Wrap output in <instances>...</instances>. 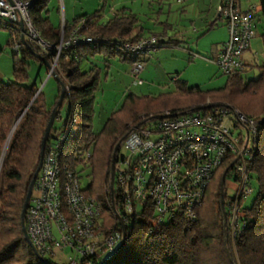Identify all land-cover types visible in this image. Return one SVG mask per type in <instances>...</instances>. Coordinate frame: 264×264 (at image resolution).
<instances>
[{
	"label": "trees",
	"instance_id": "obj_1",
	"mask_svg": "<svg viewBox=\"0 0 264 264\" xmlns=\"http://www.w3.org/2000/svg\"><path fill=\"white\" fill-rule=\"evenodd\" d=\"M48 3L49 0H36L30 6L29 14L40 36L56 45L60 39L61 25H54L49 19ZM259 6L257 14L253 8L251 12L253 19L258 17L263 23L261 36L264 45V0H259ZM80 19L86 21L88 34L119 37L129 41L144 37V28L138 18L124 8L115 11L104 22L100 21L101 9L76 16L71 22L64 20V29H67L69 23H76ZM7 27L11 32L6 45L17 43L19 51L11 50L12 80L0 81V264H42L24 238L21 213L29 184L39 163L41 142L59 99L60 81L64 85L70 84V89L58 104L55 122L59 120V109L66 101L69 102V109L64 123L73 115L76 118L75 133L63 145L62 159L70 169L80 164L81 171L84 168L90 170L91 182L84 191L102 205V217L110 229H116L118 224L115 211L118 216L120 213L118 195L115 192L111 199L109 191L112 155L131 127L148 126V120L165 112L177 115L195 111L201 106L207 110L213 107L230 108L245 117L256 119L259 136L249 170L251 177L256 178L257 192L249 208H244L243 204L241 206L244 228L234 240L233 246L230 242L229 249L234 264H264V61L258 66L257 78L246 79L243 76L245 65L243 71L225 75L224 85L216 89L189 86L186 80L175 74L172 77L175 87L173 91L140 95L128 93L102 130L93 133L94 93L99 87V69L92 66L88 71H81L80 60L94 54L118 55L130 62L135 59L117 54L110 46L103 44H82L78 48V59L59 58L58 66L65 77L60 75L58 69L54 70L58 90L54 102L49 105L37 85L26 86L25 82L28 79L29 59L40 62L43 57L50 63V58L41 54L39 48L25 37V41H22L20 29L10 25ZM152 35L160 39L158 35ZM159 42L162 46L166 44L162 39ZM47 70L48 67L45 74ZM55 122L48 141L55 139L63 129L64 123L55 128ZM119 152L120 149L116 160ZM86 153H90L87 161ZM235 158L229 155L216 171L194 221L176 219L155 227L152 210L149 208L137 219L134 216L127 227L123 249L107 264H231L224 242L220 184L223 174L235 162ZM228 199L224 186V207ZM44 260L52 264L47 258ZM81 264L88 263L82 261Z\"/></svg>",
	"mask_w": 264,
	"mask_h": 264
},
{
	"label": "built area",
	"instance_id": "obj_2",
	"mask_svg": "<svg viewBox=\"0 0 264 264\" xmlns=\"http://www.w3.org/2000/svg\"><path fill=\"white\" fill-rule=\"evenodd\" d=\"M35 1L0 0V22L20 30L22 22V35L50 58L47 76L58 69L64 78L59 58L78 59L82 44H103L117 54L134 58L131 72L138 79L144 67L143 56L162 46L154 35L129 41L88 34L84 19L69 23L66 30L63 22L59 42L50 44L40 36L29 14ZM251 11L240 9L238 0H220L217 6L228 36L217 55L208 60L224 75L245 69L242 55L256 36ZM12 48L18 52L19 44L13 43ZM69 89L70 84H65V92ZM161 116L149 121L148 126L131 127L121 142L113 185L120 204L116 229L106 226L102 205L82 188L80 164L70 169L62 159L63 145L75 133V115L67 119L55 139L46 143L25 217L27 234L41 258L53 256L56 250H69L74 257L68 264H99L118 252L134 216L137 219L149 208L155 227L176 219L194 221L216 171L229 155L236 160L227 176L237 188L226 202L225 214L234 243L244 228L241 206L253 193L249 164L259 136L258 121L225 107L187 112L179 117L169 112ZM89 157L90 153H86L85 160Z\"/></svg>",
	"mask_w": 264,
	"mask_h": 264
},
{
	"label": "rangeland",
	"instance_id": "obj_3",
	"mask_svg": "<svg viewBox=\"0 0 264 264\" xmlns=\"http://www.w3.org/2000/svg\"><path fill=\"white\" fill-rule=\"evenodd\" d=\"M209 3V2H208ZM76 5V14L81 15L101 9L102 20L109 19L114 11L125 8L129 12H134L140 20V24L145 31H162L164 23L173 25L169 29L172 34L178 31L184 35L185 43L181 47L161 46L156 51L143 56L145 68L142 69L138 79L132 75V63L119 57L104 56L95 54L83 57L79 66L86 70L94 64L99 69V87L94 93V118L92 121L93 133H99L110 115L118 110L124 96L129 92L135 94H159L170 92L174 89L171 76L176 72L180 73L181 78L188 81L189 86H199L202 89H215L223 86L226 76L210 60L209 50L206 46L210 45L208 37H202L201 33L207 28L209 21L213 20L217 12L215 8L208 11V6H203L202 0H49L47 10L48 17L54 25H61L65 18L64 8H71ZM259 12V10H257ZM254 11V13H257ZM218 20V24L222 21ZM256 25V41L258 46L252 50L254 62L252 66L247 65L242 73L246 79H255L259 75V68L264 61L263 45V23L258 17L254 19ZM8 23L0 22V81L9 82L12 80V45H6L10 34ZM198 28V35L195 36L191 31L192 27ZM216 33V32H215ZM254 40V41H255ZM253 41V42H254ZM187 49H186V48ZM190 53L198 54L191 58ZM217 54H214L215 57ZM28 79L26 86L37 85L45 94L47 102L51 105L57 95L58 83L54 75L45 74L46 65L43 61L36 62L29 59ZM69 102L66 101L59 109V120L55 122V128L60 127L67 116ZM121 154L126 153L121 150ZM80 182L84 190L91 182L90 170L79 168ZM251 185L253 194L243 203L244 208H249L256 196L257 182L253 176ZM237 188L236 183L230 177L226 178V195L232 198ZM225 209V207H224ZM225 211V210H224ZM228 232V226H227ZM234 245L228 233V249ZM226 246V245H225ZM234 250V249H233ZM230 251V249H229ZM231 253V251H230ZM232 255V254H231ZM74 257L69 250L54 251L53 256L47 259L52 264H68L69 258ZM234 261V260H233Z\"/></svg>",
	"mask_w": 264,
	"mask_h": 264
},
{
	"label": "crops",
	"instance_id": "obj_4",
	"mask_svg": "<svg viewBox=\"0 0 264 264\" xmlns=\"http://www.w3.org/2000/svg\"><path fill=\"white\" fill-rule=\"evenodd\" d=\"M209 2V3H208ZM202 3H203V6H208V11L209 9L211 8H215V11L217 12V6L219 5L220 3V0H202ZM238 6L242 9V10H248V9H251L253 8L254 11L257 12V10L260 9V6H259V0H238ZM121 9V8H120ZM125 9V8H124ZM117 11V10H116ZM128 11V10H126ZM64 12H65V18L69 15V19L66 21L67 22H71L76 16H80L78 14H76V5L74 4L73 6H71V8H68V5L67 7L64 8ZM131 12V11H130ZM88 13H91V12H88ZM115 13V11H114ZM113 13V14H114ZM133 13L136 17L137 15L134 13V12H131ZM258 13V12H257ZM256 13V14H257ZM86 14V13H84ZM83 15V14H81ZM113 16V15H112ZM111 16V17H112ZM138 18V17H137ZM221 20L218 12H217V15L216 17L209 21L208 22V26L206 28V30L204 32L201 33V36L202 37H208L210 39V45L209 46H206V49L210 51V53H208V55L211 56V58H213V55L214 54H217L222 43H224L227 39V29H226V26L224 24V21L222 20L220 22V24H218V20ZM108 20V19H107ZM139 20V18H138ZM101 22H104V20H100ZM140 21V20H139ZM140 23V22H139ZM210 23H213V25L211 26ZM143 27V26H142ZM144 28V27H143ZM173 28V25L168 23V22H165L164 23V29L162 31H145V28H144V37H147V36H150L152 34H156L160 37V39H162L163 41H165V45L163 46H169V47H181L183 48L184 46H182L183 43H185L184 41V35L178 31H175L173 34H172V31L170 32L169 29H172ZM191 31L196 34L195 36L198 35V28H195L194 26L191 28ZM216 32V33H215ZM257 36V34H256ZM256 36L251 40V43H250V48L248 51H246L244 54H243V61L247 67V65L249 66H252V62H254V56L252 54V50L254 48H256L258 46V43L257 41L255 40L256 39ZM255 40V41H254ZM168 41V43L166 42ZM254 41V42H253ZM171 42V44L169 43ZM178 42V43H177ZM177 44V45H176ZM161 47V46H160ZM254 47V48H253ZM186 48V47H185ZM187 49V48H186ZM156 51V50H155ZM95 55V54H94ZM103 55V54H101ZM88 56H93V55H87L86 57ZM106 56V55H104ZM109 56V55H107ZM190 57L191 58H195V57H192L191 54H190ZM128 61V60H127ZM130 62V61H129ZM131 63V62H130ZM92 66H96L94 64L90 65V67L86 70H82L79 66V68L81 69V71H88ZM145 68V63H144V67L143 69ZM246 70V69H245ZM175 74H179V78H181L180 76V73L179 72H176ZM174 76V75H173ZM171 76V79L172 77ZM181 79H184V78H181ZM186 80V79H184ZM187 84H188V81L186 80ZM189 85V84H188ZM224 85V84H223ZM175 88V87H174ZM216 89V88H215ZM174 90V89H173ZM172 90V91H173ZM129 93H132V92H129ZM135 94V93H134ZM140 95V94H139ZM125 97V96H124ZM124 99V98H123ZM123 101V100H122ZM122 104V102L120 103V105ZM120 107V106H119Z\"/></svg>",
	"mask_w": 264,
	"mask_h": 264
},
{
	"label": "water",
	"instance_id": "obj_5",
	"mask_svg": "<svg viewBox=\"0 0 264 264\" xmlns=\"http://www.w3.org/2000/svg\"><path fill=\"white\" fill-rule=\"evenodd\" d=\"M20 28H21V31L23 32L24 29H23L22 22L20 23ZM21 39H22V41H25L23 35H22V38ZM41 61L44 62V64L46 65V67L49 66V62L45 58L42 57L41 58ZM53 75H54V73H53ZM59 85H60V89H61L60 90L59 99L57 101V104H56L55 108L53 109V111L51 113L50 120H49L48 125H47V128L45 130V134H44L43 140L41 142V149H40V154H39V163L37 165V168H36V170H35V172L33 174V177L31 179V182L29 184L28 191H27V195H26V198H25V201H24V204H23V208H22V213H21V225H22V232L24 234V238H25L26 242L28 243V245L30 246V248L32 249V251L34 252V254L37 256V258L39 259V261L42 264H48V263L43 258H41V256L37 253L36 249L34 248L32 242H31V240H30V238H29V236L27 234V231H26V227H25V217H26V212H27L28 205H29L30 198H31V194H32L33 184H34V181H35V179H36V177H37V175H38V173H39V171L41 169V164H42V160H43V156H44L45 146H46V143L48 141L49 134L51 132V129L53 127V124H54V122L56 120L57 111H58V104L61 103V101L64 98L65 85L61 81L59 82ZM38 90H40V88H38ZM205 109L206 108H204L203 106H201V108H199V109H197L195 111H190V112H198V111H203ZM185 114H187V112L181 113V114H177V115H172V117H179V116H183ZM162 118H163L162 116H157V117H155L153 119H150L148 121L159 120V119H162ZM126 136L115 147V150H114L113 155H112L111 171H110V185H109V191H110L111 199H113V197H114L113 185H114L116 155H117L118 150L120 149L121 142L126 138ZM231 167L232 166H230L225 171V173L222 176V180H221V184H220V209H221V213H222V217H223L224 238H225L224 239V242H225V245H226L227 256H228L231 264H234L232 255H231V253H230V251H229V249L227 247V245H228L227 218H226V214H225V211H224V204H223V201H224V186H225V180H226V176H227L228 172L230 171ZM115 215L119 219V216H118V214H117L116 211H115ZM124 240H125V233H123V243H122L120 249L118 250V252L116 254H114L113 256H111L110 258L104 260L100 264H107L112 258L115 257V255H117L118 253H120L121 250L123 249V246H124Z\"/></svg>",
	"mask_w": 264,
	"mask_h": 264
}]
</instances>
